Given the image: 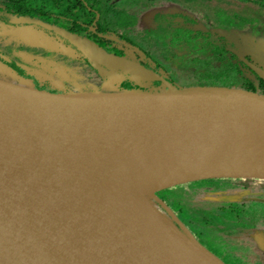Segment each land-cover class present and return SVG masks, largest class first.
I'll return each instance as SVG.
<instances>
[{
  "label": "water",
  "instance_id": "95a60500",
  "mask_svg": "<svg viewBox=\"0 0 264 264\" xmlns=\"http://www.w3.org/2000/svg\"><path fill=\"white\" fill-rule=\"evenodd\" d=\"M38 24L55 30L91 63L109 70L101 74L110 82L98 90L55 94L37 89L0 62V264H178L136 235L115 206L108 208L100 192L101 180L79 169L72 153L29 138L37 132L46 133V141L78 133L122 140L128 134L159 132L179 151L184 149L180 138L193 132L196 141L186 142L192 150L172 154L162 163L196 169L199 177L154 192L148 200L150 214L155 224L172 229L197 260L226 264L158 194L213 179L257 180L264 187V94L236 87L170 84L122 89L128 78L143 83L154 80V72L92 41ZM177 122L188 123L191 129L165 127ZM231 130L260 135L226 146L203 144L208 137ZM148 167L146 163L145 170Z\"/></svg>",
  "mask_w": 264,
  "mask_h": 264
},
{
  "label": "flooded vegetation",
  "instance_id": "af4514ba",
  "mask_svg": "<svg viewBox=\"0 0 264 264\" xmlns=\"http://www.w3.org/2000/svg\"><path fill=\"white\" fill-rule=\"evenodd\" d=\"M103 1L104 0H0V62L11 67L12 70L25 79L31 80L36 88L51 93H59V90L54 87L55 84L47 79L46 73L55 71L57 66H54V64L61 63L60 60L62 59V55L65 53L74 54L83 64L87 65L89 69L97 74L99 78L97 82L99 81V83L103 84L106 79H103L101 71L103 70L107 73L109 70L102 65L96 66L91 63L81 51L73 46L67 39L56 33L55 30L45 28L38 24L45 23L52 28L62 29L92 41L108 53L138 62L154 72V80L143 83L128 78L121 83L122 89L148 90L146 86L157 87L170 84L182 88H234L236 86H241L247 89L255 87L256 89L264 90V65L255 61L250 53H245L243 51V44H240L241 42L237 43L231 40L232 38L238 37L236 34L232 33L234 31H230V29L219 24L215 25L216 28H214L215 26L212 28L211 23L202 31H177L174 32L176 39L186 47H190V49L193 50L192 53L179 56L182 55V53L176 50V48H172L173 50L171 49L168 55H164L155 47V49H153L155 52L152 54V51L142 49V47H139L133 40L123 36L122 33L108 27V25L103 22L102 11L100 9V6H103V11H106ZM232 1L243 8V10H241L238 7L239 11H243L239 13L245 14L244 12H248L245 14L249 16L247 19L248 21H243L238 17L236 22L238 25L243 24L246 26L245 29L248 30V32L244 35L248 43L252 44L258 42L261 37L258 33L259 31H264V27L262 29H252V26H254L252 22H256L254 13L262 11L261 8L264 2L259 1L257 4L255 0ZM247 1L248 3L250 2L248 4L250 5L249 7L243 5L245 3L247 4ZM229 2L232 3L231 0ZM174 3L178 2L176 1ZM184 9L186 10V7H184ZM258 25H260V22L257 23V26ZM195 33L197 36L194 37L193 34ZM240 36L242 37V35ZM17 40L22 43L19 44ZM171 42L172 45L178 47L172 40ZM262 45H264V43H262ZM14 50H19L29 57H32L34 66L22 61L20 62L15 56H11ZM223 59L226 60L222 61ZM167 62H169V64ZM225 62H230L234 69L232 70L229 65L225 66ZM236 64L239 66H236ZM241 72H243V76H240ZM221 73L231 77L225 79V82L229 83L212 84L214 80L211 78L207 80V76L212 77ZM254 76H256L258 82L255 80ZM192 81L195 82L196 85H194ZM230 180H234L235 183L232 188L234 191H230L231 198L229 200L233 201L232 207L229 209H222L219 207L218 212L221 213L218 214L220 215L218 219L213 220L212 216H214L215 213L209 211H211V208L216 202H223L224 199L220 198V200H215L214 194L219 192L226 195L228 193L216 186H207L210 182L204 183V192L201 190L203 188L194 193L187 191V194H190L192 199L199 202L198 205L193 206L201 208L204 204L206 205L205 208L199 210L194 209V207L190 205L184 210L186 207L183 206V203H180L181 207L179 212L184 220L190 215L197 217L194 215L195 213L200 219L203 218L201 213L209 214L206 218L207 221H211L212 224L209 227L207 235L205 233L204 235L209 238L213 237L212 239L217 238L219 242L217 239L213 242L223 244L219 232L221 231V227H226L224 232L228 233V235L232 234V245H235L234 248L236 247L234 250L235 254H246V256H248L250 255V253H248L249 250H244L245 247L248 248V244L246 243L248 238L254 237L257 238L258 242H264V187L263 184L259 183L257 180L249 181L241 178H232ZM239 191L241 192L236 193ZM212 192H214V194H207ZM197 193H201L200 196L202 195V197L204 195L207 196L203 199L198 198L197 200L196 197H194ZM193 194L195 195L192 196ZM159 195L169 206L170 204L167 200L162 197L166 198L169 195V198L166 199L174 201L170 193L162 192ZM210 196L214 197L212 198ZM235 203L239 205H233ZM240 204L243 206L240 207ZM247 204H249V207L245 209ZM257 205L262 207L259 208ZM182 207L183 209H181ZM249 210L252 211L253 217H258L260 213L263 214L262 221L258 222L259 226L254 223V218L250 217L246 212ZM235 212H244L246 217L245 219L240 217L237 223L238 225L233 223L234 226H228V223L232 222L229 221L230 216L226 214L230 213L231 215ZM176 214L184 223L180 214L178 212ZM185 225L194 233L197 230L196 228H198L196 226H192L191 228L189 225ZM214 230H217L218 235L213 233ZM260 230L261 233L256 232ZM195 234L200 238L199 233ZM210 235H212V237H210ZM257 251L258 252L253 254L255 258L254 261H251V264H264V259L262 258L264 257L262 256L264 255V249L257 248ZM230 252L233 253L231 249ZM236 258L238 259L239 257L237 256ZM243 260H241V262ZM243 263L244 262H242V264Z\"/></svg>",
  "mask_w": 264,
  "mask_h": 264
},
{
  "label": "rangeland",
  "instance_id": "374dc122",
  "mask_svg": "<svg viewBox=\"0 0 264 264\" xmlns=\"http://www.w3.org/2000/svg\"><path fill=\"white\" fill-rule=\"evenodd\" d=\"M178 3H174V2ZM230 0H104L106 11H103V6H100L103 16V22L108 25V27L113 28L117 32L123 34V36L130 38L135 43L138 44L139 47H142L144 50L152 51V54L155 52V47L164 55H168L172 48H176V50L180 51L182 55H188L193 52L190 47H186L185 45L181 44L180 41L176 39L174 32L181 31V30H190L192 32L198 30H204L208 27L209 23L212 24V28L215 25H223L225 28L230 29L233 34H236L235 38H232V41L241 42L243 44L244 52L250 53L253 59L260 64L264 65V31H259L260 38L258 42L249 44L246 36L248 30H246V26L241 24L238 25L236 22L238 17H240L243 21H248V12H244L245 14L239 13L243 11L238 10V5L234 1L231 0L232 3L229 2ZM244 3V2H243ZM250 3V2H249ZM248 1L247 4H243L245 7H249L250 5ZM239 4V3H238ZM259 6V5H258ZM186 7V10L184 9ZM257 8V6H256ZM239 9L243 10V8L239 7ZM262 11L258 13H254L256 22H252L254 26L253 28L262 29L264 27V5L261 8ZM247 16V17H246ZM260 22V25L257 26V23ZM214 23V24H213ZM262 24V25H261ZM216 28V26L214 27ZM223 28V27H222ZM264 29V28H263ZM242 35V37L240 36ZM193 36H197V34H193ZM171 40L178 46L172 45ZM261 41V42H260ZM19 44L22 42L18 41ZM173 50V49H172ZM65 53V52H64ZM195 55V54H192ZM11 56H15L20 62H24L29 65H33L32 57H29L25 53L21 51H15L12 53ZM17 60V61H18ZM61 63L54 64L57 66L55 71H50L46 73L47 79L55 84V88L62 90L63 92H81L85 90H98L102 86V83L97 82L99 80L97 74H95L89 67L81 62L74 54L65 53L62 55V59L60 60ZM169 64V62H167ZM14 71V70H13ZM15 72V71H14ZM17 73V72H16ZM18 74V73H17ZM19 75V74H18ZM21 76V75H20ZM22 77V76H21ZM226 76L224 73L215 75V76H207V80L211 78L214 80L212 84H225ZM106 83L110 82L109 79L105 80ZM181 83V82H180ZM194 85L195 82L192 81ZM229 83V82H227ZM226 83V84H227ZM109 84V83H108ZM106 84V85H108ZM110 88V87H109ZM188 88V87H187ZM94 172V171H89ZM98 174V173H97ZM85 176V175H83ZM92 176V175H91ZM93 177L99 178L98 175H93ZM237 181V180H235ZM210 182L207 186H216L222 190H225L226 195L224 193H207V194H214L215 200L224 199L223 202H216L211 208L212 213L216 215L220 214L218 212V208L221 207L222 209L226 208L229 209L232 207V200L230 191H234L232 188L234 186V180L230 179H216V180H202L197 182H191L185 184L183 186L178 187L177 189H170L165 190L163 192H170L172 194V201L171 199H163L167 200L170 204V208L175 212L180 214V207L183 203V206L186 207L184 210L188 208L190 205H198V201L192 199L190 194H187V191L194 193L197 190H202L204 192V183ZM169 186V185H168ZM99 187L103 190L100 191L104 196L108 192L105 190V186ZM165 186H158L154 189V192L163 188ZM262 187V186H261ZM263 188V187H262ZM99 192V194H101ZM201 192V193H202ZM236 192V193H240ZM162 193V192H161ZM201 193H197L196 195L193 194L192 196L198 198H205L204 195L200 196ZM101 194V195H102ZM160 194V193H159ZM158 194V196H160ZM102 195V196H103ZM210 196V197H214ZM162 200V199H161ZM163 201V200H162ZM197 203V204H196ZM237 203V202H236ZM233 205H239V204ZM241 205V204H240ZM241 205L240 207H242ZM194 209H203L206 205H202L201 208H197L193 206ZM249 204L245 209H248ZM257 207L261 208L262 206L257 205ZM183 209V207L181 208ZM254 210V209H252ZM262 210V209H261ZM264 210V209H263ZM250 211V212H249ZM246 211L250 217L254 218V223L259 226V221L261 222L263 214L260 213L258 217H253L252 211ZM237 216L236 212L233 213ZM246 214L244 212L240 213V217L245 219ZM182 217V215L180 214ZM179 217V216H178ZM183 218V217H182ZM238 218V217H237ZM181 220V218L179 217ZM186 220V221H185ZM183 221L185 224L189 225L191 228L192 226H196L200 229L209 230V227L212 223L205 225L202 221L197 220L195 216L190 215L186 217ZM214 220V219H213ZM182 221V220H181ZM219 224V223H217ZM221 225V224H220ZM226 225V224H225ZM254 225V224H253ZM222 226V225H221ZM227 226V225H226ZM228 226H234L232 223H228ZM220 227V226H219ZM189 228V227H188ZM196 228V229H198ZM190 229V228H189ZM212 229V228H210ZM226 227H221V234L222 243L213 242V239L209 238L204 234H200V242L209 248L214 254L220 255L219 257L226 263V264H251V261H254V253L258 252L257 248L264 249V242H258L257 238L250 237L247 239V247L244 250L248 249L250 255L246 254H235V245H232V234L225 233ZM260 232V231H256ZM194 233V232H193ZM198 233V231H197ZM264 236V232H263ZM219 242V239H217ZM209 243V244H208ZM228 244V246H227ZM230 249L233 251L230 252ZM239 257L238 259L236 257ZM264 256V255H262ZM264 259V257H262ZM244 259V260H243ZM241 260H243L241 262Z\"/></svg>",
  "mask_w": 264,
  "mask_h": 264
},
{
  "label": "bare ground",
  "instance_id": "6f19581e",
  "mask_svg": "<svg viewBox=\"0 0 264 264\" xmlns=\"http://www.w3.org/2000/svg\"><path fill=\"white\" fill-rule=\"evenodd\" d=\"M165 127L170 131L191 129L190 125L184 122L170 123ZM254 135L260 134L254 132ZM254 135L231 130L227 131V134H214L203 140V144L208 147L226 146L232 142L252 138ZM45 136L46 133L37 132L31 134L29 138L43 141L45 145L53 144L59 152L72 153L74 164L79 169L94 171L91 172L92 176L98 175L102 182L99 185L105 186L108 192L103 195L105 202L109 204L108 208L115 206L116 211L128 219L126 223L134 226V233L141 234L146 241L149 240L156 252L170 255L178 264H206L205 260L194 258L191 250L181 242L172 229L155 224L148 202L149 197H154L153 191L158 186H168L177 181L199 177V171L196 169L188 170L176 166L170 168V165L162 163L172 154L179 155L192 150V145L188 148L186 142L196 141L193 132L186 133L180 138L184 147L182 151L173 150L175 145L167 141L165 133L159 132L150 133L149 136L146 132L128 134L122 140L115 136L103 139L98 135L78 133L68 138L46 141ZM134 148L136 150L130 154ZM146 163L149 164L147 170L144 168ZM217 163L221 165L220 162Z\"/></svg>",
  "mask_w": 264,
  "mask_h": 264
},
{
  "label": "trees",
  "instance_id": "16d2710c",
  "mask_svg": "<svg viewBox=\"0 0 264 264\" xmlns=\"http://www.w3.org/2000/svg\"><path fill=\"white\" fill-rule=\"evenodd\" d=\"M252 1H254V0H252ZM259 1L260 2H264V0H255V2L258 4L259 3ZM226 59H223L222 61H225ZM2 63V62H1ZM4 64V63H3ZM6 65V64H5ZM227 65H229L231 68H232V70L234 69L232 66H231V64H230V62H225V66H227ZM6 66H8V65H6ZM236 66H239L238 64H236ZM235 66V67H236ZM9 67V66H8ZM9 68H11V67H9ZM12 69V68H11ZM235 69H238V68H235ZM243 72H241L240 73V76H243V74H242ZM255 77V80L257 81V78H256V76H254ZM229 78H231L230 76L229 77H227L226 79H229ZM258 82V81H257ZM36 87V86H35ZM176 87V86H175ZM177 88H182V87H177ZM236 88H241V89H244V90H247V91H253V92H257V93H260V94H264V90H260V89H256L255 87L254 88H251V89H247V88H243V87H241V86H236ZM38 89V88H37ZM56 89V88H55ZM39 90H42V89H39ZM57 90H59V89H57ZM42 91H44V90H42ZM62 93H64L63 91L61 92V90H59V93H55V94H62ZM167 193H170V192H167ZM240 213L241 212H237L236 214H237V216H235V214H231L230 215V213H227L226 215L227 216H230V220L229 221H231L232 222V224L233 223H238L239 222V218H240ZM194 214V213H193ZM187 215V214H186ZM194 215H196L197 217H195L197 220H200V221H202L205 225H207V224H209V223H212L211 221L209 222V220L207 221V218L206 217H208V215L209 214H207V213H201V215H202V219H200V218H198V215L195 213ZM220 215H216V214H214V216H212V218L213 219H218V217H219ZM200 217V216H199ZM238 217V218H237ZM238 225V224H237ZM195 231V230H194ZM197 231H198V233L199 234H201V233H205L206 235H207V233L209 232L208 230H204V229H200V228H198L196 231H195V233H197ZM194 233V234H195ZM197 233V234H198ZM213 233H215L216 235H218V233H217V230H214L213 231ZM212 234V233H211ZM215 235V236H216ZM195 236H196V234H195ZM197 238H198V236H196ZM210 237H212V235H210ZM228 237H229V235H228ZM213 238V237H212ZM211 238V239H212ZM222 238V237H221ZM199 239V238H198ZM216 239L217 238H214L213 239V241H216ZM200 241V240H199ZM209 249V248H208ZM217 255V254H216ZM218 257L220 256V255H217ZM221 257V256H220Z\"/></svg>",
  "mask_w": 264,
  "mask_h": 264
}]
</instances>
